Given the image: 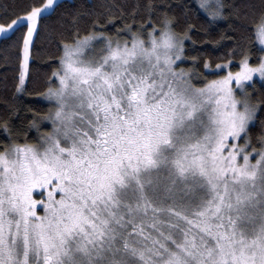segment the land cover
<instances>
[{"label": "snow or ice", "instance_id": "snow-or-ice-1", "mask_svg": "<svg viewBox=\"0 0 264 264\" xmlns=\"http://www.w3.org/2000/svg\"><path fill=\"white\" fill-rule=\"evenodd\" d=\"M0 89V264H264V0H0Z\"/></svg>", "mask_w": 264, "mask_h": 264}, {"label": "trees", "instance_id": "trees-1", "mask_svg": "<svg viewBox=\"0 0 264 264\" xmlns=\"http://www.w3.org/2000/svg\"><path fill=\"white\" fill-rule=\"evenodd\" d=\"M41 55L39 59H36L33 62L34 70L32 72L31 79L27 82V88L31 91L33 89L39 88L44 80L46 79V74H50L52 71L54 64L49 59L51 54H55V48L52 45L47 44L46 42L41 45ZM12 73H9V83L11 84ZM259 87V85H257ZM4 90L0 89V93ZM14 91L11 87L8 89V94ZM20 99L24 102V112L27 115H31V112L28 110L29 107L39 108L41 110H47V102L40 100L39 97L34 95H29L28 93H24L20 96ZM31 102V103H30Z\"/></svg>", "mask_w": 264, "mask_h": 264}]
</instances>
